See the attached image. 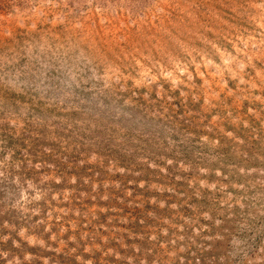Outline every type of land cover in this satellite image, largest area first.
I'll use <instances>...</instances> for the list:
<instances>
[{
	"label": "rangeland",
	"instance_id": "rangeland-1",
	"mask_svg": "<svg viewBox=\"0 0 264 264\" xmlns=\"http://www.w3.org/2000/svg\"><path fill=\"white\" fill-rule=\"evenodd\" d=\"M0 264H264V0H0Z\"/></svg>",
	"mask_w": 264,
	"mask_h": 264
}]
</instances>
